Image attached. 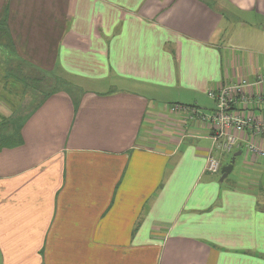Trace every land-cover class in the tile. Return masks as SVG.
I'll return each instance as SVG.
<instances>
[{"label": "crops", "instance_id": "obj_1", "mask_svg": "<svg viewBox=\"0 0 264 264\" xmlns=\"http://www.w3.org/2000/svg\"><path fill=\"white\" fill-rule=\"evenodd\" d=\"M0 24V264H264V158L220 182L168 109L264 74V0H0Z\"/></svg>", "mask_w": 264, "mask_h": 264}, {"label": "built area", "instance_id": "obj_2", "mask_svg": "<svg viewBox=\"0 0 264 264\" xmlns=\"http://www.w3.org/2000/svg\"><path fill=\"white\" fill-rule=\"evenodd\" d=\"M264 74L253 82L240 79L209 90L207 95L215 103L213 110L200 113L194 108L178 104L168 106L171 113H185L186 119L198 124L206 123L211 129V148L206 158L205 170L218 174L221 170V157L235 151L245 152V156L258 154L264 158V120L255 113L264 111ZM261 88L259 92L254 91ZM254 113V115L252 114Z\"/></svg>", "mask_w": 264, "mask_h": 264}, {"label": "rangeland", "instance_id": "obj_3", "mask_svg": "<svg viewBox=\"0 0 264 264\" xmlns=\"http://www.w3.org/2000/svg\"><path fill=\"white\" fill-rule=\"evenodd\" d=\"M4 28L3 27H1L0 26V50H4V49H10V44H9V42H8V40H7V38L5 37L4 38ZM3 59V58H2ZM3 61V60H2ZM36 80H38L37 78H35V84H34V88H36L37 86H39L38 85V81H36ZM55 81H53V80H48V81H46V82H43L44 83V85H45V87L47 86H52V87H56V84L55 85H53V83H54ZM40 95V94H39ZM39 95L37 94V93H35V96H34V99L35 100H38L39 98ZM209 110H211V108H205V109H203V111H205V112H209ZM181 125H183V126H181ZM179 127H178V130L180 131L181 129H183V128H185V126H184V124L182 123ZM234 153V152H233ZM233 153H231V154H228V155H225L222 159H221V167L222 166H224V165H226L227 163H229L230 162V160H231V157H232V154ZM242 155V156H241ZM239 157H237V159H236V164H235V169H237V167H238V165H239V163L242 161V159L243 158H245V152H243V154H241ZM219 174V173H218Z\"/></svg>", "mask_w": 264, "mask_h": 264}, {"label": "water", "instance_id": "obj_4", "mask_svg": "<svg viewBox=\"0 0 264 264\" xmlns=\"http://www.w3.org/2000/svg\"><path fill=\"white\" fill-rule=\"evenodd\" d=\"M241 152H236L233 154L231 161L229 164L222 166L221 170H220V179L219 181L222 182L232 171L233 169V164L235 163V159L236 157L240 156Z\"/></svg>", "mask_w": 264, "mask_h": 264}, {"label": "trees", "instance_id": "obj_5", "mask_svg": "<svg viewBox=\"0 0 264 264\" xmlns=\"http://www.w3.org/2000/svg\"><path fill=\"white\" fill-rule=\"evenodd\" d=\"M4 21H5V20H4ZM4 21H3V22H4ZM0 26H1V27H3V25H2V24H0Z\"/></svg>", "mask_w": 264, "mask_h": 264}]
</instances>
